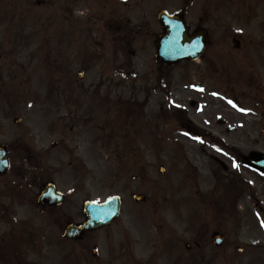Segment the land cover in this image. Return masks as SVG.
Returning a JSON list of instances; mask_svg holds the SVG:
<instances>
[{
	"label": "rangeland",
	"instance_id": "obj_1",
	"mask_svg": "<svg viewBox=\"0 0 264 264\" xmlns=\"http://www.w3.org/2000/svg\"><path fill=\"white\" fill-rule=\"evenodd\" d=\"M56 1V8L48 7L52 20L45 25L36 21L41 11L3 16L7 31L2 41L0 27V67L11 95L8 104H0V139L52 152L48 176L72 196L52 212L16 206V219L34 229L36 250L30 246L25 255L4 261L264 264V174L240 162V156L264 155V0H145L146 11H139L138 0L135 11H127L134 10L133 0L124 3L123 11H111L119 0ZM162 2L169 13L184 15L190 33L197 27L206 32L208 44L196 62L164 67L155 61ZM60 11H69L70 24ZM114 18L121 24L108 31ZM138 30L148 34L138 33L116 47L117 38ZM157 77L168 78V97ZM50 81L54 89L71 88L66 109L54 91L47 100ZM177 107L186 110L180 114L201 135L182 127L174 115ZM15 118L21 119L20 127ZM122 122L133 133L126 153L120 148ZM70 161L82 167L78 173L67 165ZM132 194L143 195L145 202L134 203ZM111 195L122 200L120 215L88 237L98 249L96 257L91 246L84 254L80 245L62 239L60 226L70 218L80 220L81 201ZM214 232L225 237L221 249L211 244ZM122 239L130 244L123 253ZM186 244L194 249L188 252Z\"/></svg>",
	"mask_w": 264,
	"mask_h": 264
},
{
	"label": "flooded vegetation",
	"instance_id": "obj_2",
	"mask_svg": "<svg viewBox=\"0 0 264 264\" xmlns=\"http://www.w3.org/2000/svg\"><path fill=\"white\" fill-rule=\"evenodd\" d=\"M57 4L56 0H0V27L1 20L6 13H28L29 11H45L36 18L40 25H45L52 20L50 13L47 12L48 7L52 5L56 8ZM49 11L52 10L49 9ZM111 11L119 10L113 8ZM60 13H64L65 23L67 25L70 24L72 17L69 11H60ZM0 52H3V50ZM2 66L5 65L2 64ZM3 80V68L0 67V101H4L2 104L6 105L7 96L10 94L7 93L8 90ZM25 144V141H19V139L12 143L0 139V146L6 147L10 160V168L5 174L0 175V257L22 253V247L24 246L20 247L22 243H18V239L22 235L30 238L34 229L33 227L28 228L26 224L16 219L17 211L15 207L29 204L37 205L36 207H38L37 196L44 184L51 180L42 176V174L50 171V167L47 168L43 160L49 159V156L53 155V153L49 151H28ZM17 162H22V164ZM72 163L70 162L69 165ZM67 197H69V194L65 195V200H67ZM43 207L51 210L57 209L53 205H43ZM70 220L71 218L68 222ZM86 235L88 234H85L83 239H86ZM119 243L122 245L120 246L122 253L130 250V244L124 239L120 240ZM193 244L196 245V242L194 241ZM186 247L188 251L193 250L190 245Z\"/></svg>",
	"mask_w": 264,
	"mask_h": 264
},
{
	"label": "water",
	"instance_id": "obj_3",
	"mask_svg": "<svg viewBox=\"0 0 264 264\" xmlns=\"http://www.w3.org/2000/svg\"><path fill=\"white\" fill-rule=\"evenodd\" d=\"M162 33L158 36L156 47V61L160 64L170 65L181 60L193 61L197 59L203 52L206 38L203 32L196 31L193 35H188V27L181 17L167 15L161 12L158 15ZM81 76V73H80ZM16 122H19L17 120ZM242 163L247 166L264 173V155L253 154L252 156L242 159ZM222 168L226 170L223 164ZM7 159L5 152L0 149V170L5 171L7 168ZM163 172V169H160ZM135 201H143V196H134ZM51 201L59 205L62 203V195L56 192L52 184L46 186L40 196V200ZM120 200L116 196L108 199L104 203L86 202L83 206V212L86 221L79 225H69L64 236L67 238H75L81 232L95 230L111 223L118 215ZM222 239L216 237L213 239L214 244L220 245ZM96 250H94V255Z\"/></svg>",
	"mask_w": 264,
	"mask_h": 264
},
{
	"label": "trees",
	"instance_id": "obj_4",
	"mask_svg": "<svg viewBox=\"0 0 264 264\" xmlns=\"http://www.w3.org/2000/svg\"><path fill=\"white\" fill-rule=\"evenodd\" d=\"M159 83H162V81H161V80H159Z\"/></svg>",
	"mask_w": 264,
	"mask_h": 264
},
{
	"label": "snow or ice",
	"instance_id": "obj_5",
	"mask_svg": "<svg viewBox=\"0 0 264 264\" xmlns=\"http://www.w3.org/2000/svg\"><path fill=\"white\" fill-rule=\"evenodd\" d=\"M229 103H231V102H229ZM235 166V165H234Z\"/></svg>",
	"mask_w": 264,
	"mask_h": 264
}]
</instances>
